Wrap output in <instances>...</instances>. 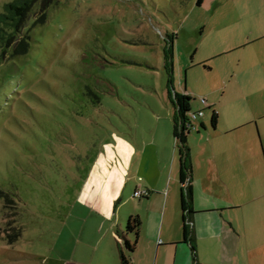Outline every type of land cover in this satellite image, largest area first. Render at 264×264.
I'll return each instance as SVG.
<instances>
[{"label": "rangeland", "instance_id": "rangeland-1", "mask_svg": "<svg viewBox=\"0 0 264 264\" xmlns=\"http://www.w3.org/2000/svg\"><path fill=\"white\" fill-rule=\"evenodd\" d=\"M197 2L0 0V264H108L124 240L118 223L120 243L109 235L119 205L131 210L145 168L162 169L139 150L175 94L186 89L195 113L233 89L237 54L209 75L186 70L190 33L209 18ZM224 42L208 29L193 60Z\"/></svg>", "mask_w": 264, "mask_h": 264}, {"label": "crops", "instance_id": "crops-1", "mask_svg": "<svg viewBox=\"0 0 264 264\" xmlns=\"http://www.w3.org/2000/svg\"><path fill=\"white\" fill-rule=\"evenodd\" d=\"M198 2L197 7L209 18H203L190 33L198 36V44L188 50L192 59L186 70L198 68L209 75L218 60L237 54L233 89L227 90L226 99L195 110L203 111L204 116L186 137L192 169L184 185L171 120L172 116L175 119V105L163 129H155L150 142L141 145L140 157L163 164L162 169L145 168L148 180L127 198L131 210L119 205V221H111L109 233L117 242L113 231L118 223L124 240L136 242L132 264H264V0ZM208 29H216L225 42L214 55L195 62L193 56ZM178 40L177 35L172 36V51ZM179 95L191 98L186 89ZM214 113L218 115L215 127ZM190 186L192 212L184 213L183 189ZM138 189L150 195L134 198ZM131 217L141 222L138 236L128 231L124 236L122 228ZM186 226L189 234L185 240ZM109 250L108 264H121L119 248Z\"/></svg>", "mask_w": 264, "mask_h": 264}, {"label": "trees", "instance_id": "trees-1", "mask_svg": "<svg viewBox=\"0 0 264 264\" xmlns=\"http://www.w3.org/2000/svg\"><path fill=\"white\" fill-rule=\"evenodd\" d=\"M202 2L203 0H199L198 3L200 4ZM9 8L12 11L15 10L18 14H21L22 12L20 8H17L14 5H10ZM22 52H26V50ZM171 55H172L171 56L172 57L171 69H173V51L171 52ZM191 102H192V99L190 97L182 96L179 94H175V98L173 101L175 105V109H176L174 122H175V130L177 134V139L179 142L177 146V150H178L179 157H180L181 183L183 185L186 183L187 176L191 173V169H192L190 161H189V149L186 146V134H185V132L187 131L186 124L189 119V114L191 113ZM217 120H218V115L217 113H214L213 119H212L213 127L216 126ZM183 191L185 193L183 194V201H182L183 212L184 213H186L187 211L192 212V209H191L192 200H193L192 187L190 186L187 189H183ZM9 208H10L9 204H6L2 212H4L5 209H9ZM6 226H7V231L9 232L11 230L10 228H12V224L7 223ZM140 226H141V222L139 218L131 217L128 221L127 231L136 232V235L138 236ZM1 231H2V228L0 227V233ZM188 234H189V230L186 226L185 227V240L187 239ZM20 236H21V231H18V233H15V236L12 237V239L9 241V244H14L15 242H17ZM122 241L123 242L119 244L121 245L119 246L120 262L121 264H132V257H133L136 242L134 244H131L127 240H122Z\"/></svg>", "mask_w": 264, "mask_h": 264}, {"label": "built area", "instance_id": "built-area-1", "mask_svg": "<svg viewBox=\"0 0 264 264\" xmlns=\"http://www.w3.org/2000/svg\"><path fill=\"white\" fill-rule=\"evenodd\" d=\"M205 103V102H204ZM204 116V112L203 111H199L196 113H190L189 114V119L188 122L186 124V128L187 130H195V125L194 123L197 122L200 118H202ZM150 195V192L147 190H142V189H138L135 193H134V198H147Z\"/></svg>", "mask_w": 264, "mask_h": 264}]
</instances>
